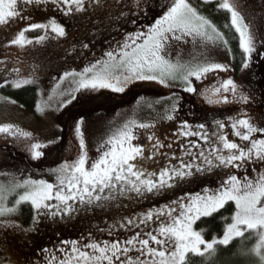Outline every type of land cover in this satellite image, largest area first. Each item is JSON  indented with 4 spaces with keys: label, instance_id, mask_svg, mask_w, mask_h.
<instances>
[{
    "label": "snow or ice",
    "instance_id": "obj_1",
    "mask_svg": "<svg viewBox=\"0 0 264 264\" xmlns=\"http://www.w3.org/2000/svg\"><path fill=\"white\" fill-rule=\"evenodd\" d=\"M208 3L209 0H204ZM148 0H0V29L12 32L4 47L25 49L32 44H41L51 39L67 35L64 24L55 16L45 22H32L30 9L52 5L64 17H76L85 14L93 27L99 30L111 26L122 18L133 19ZM240 0H217V10L230 14L229 24L225 27L234 29L238 36V47L242 55V73L252 66L254 56L264 60V36L254 31L251 22L242 14ZM20 21H27L26 26L14 28ZM42 30V35L30 38L31 31ZM200 42L207 48L209 44L223 48L232 54L229 41L224 32L196 7L190 0H169L159 15L145 30L124 34L123 40L117 42V50L104 53L106 59H97L85 66L80 72L65 71L57 78L54 92L61 84L69 81L67 90L59 91L65 97L59 107L64 108L77 100L75 93L98 92L110 90L124 93L135 81H155L164 87H171L170 82L179 80L183 91L198 94L207 105L227 106L225 111L233 114L224 119H214V131L209 134L204 123L193 126L187 120L181 121L177 136L199 137L207 148L196 141L180 143V155H169L162 149L171 150L173 144L162 140L154 131V122H141L130 118L112 129L96 148L95 158L89 155L86 143V121L83 116L74 122V137L78 142L74 159H65L57 167L48 171L55 177V183L45 179L12 177L7 183H0V226L19 228L10 217L15 216L22 205L32 209L35 223L41 216H70L77 208L75 204L101 206L100 202H109L119 197L129 199L165 198L169 193L183 190L202 177L219 175L217 187L205 186L199 192L185 191L183 195L168 200L158 207L149 208L134 217H125L120 227L151 223V231L138 230L132 236L120 240L92 241L83 249L78 242L64 241L72 245L70 253L59 264H190L191 257L204 258L205 264L219 255L221 249L231 248L237 240L241 244L232 252L233 257H251L256 264H264V76L256 83L262 84L260 99L257 102L255 89L251 87L252 79L238 82L228 73L227 64L214 59L211 52L200 53L187 62L179 59L173 61L169 49L173 42ZM87 49V43L82 45ZM179 55V54H177ZM3 63V61H0ZM6 74L3 84L19 89L36 82V67L26 76L21 68L13 66L3 69ZM9 75L15 78L10 79ZM209 81L208 86L199 88L194 81ZM70 97V98H69ZM53 95L48 96L45 106L39 102L35 105L37 112L43 113L45 107L51 106ZM179 97L163 98L155 103H167L163 120L177 119L180 108ZM5 101L15 104L14 100L4 97ZM148 107H152L149 104ZM141 130L147 132V145L140 142ZM0 134L21 141L24 150L32 161L45 156V149L56 145L60 137L38 139L33 132L21 128L18 124L0 122ZM194 149H200L194 151ZM166 163H159L165 160ZM155 165V167H154ZM255 165L256 172L252 178L248 174L239 175V169ZM12 206L8 198L18 190ZM107 192V195L104 193ZM134 194V195H133ZM54 202V203H53ZM232 202L235 210L225 223L222 234H212L206 238V229L197 230L194 225L202 218H211ZM22 231H27L21 229ZM253 233L256 243L250 248L243 244V238ZM111 234V233H110ZM90 250V251H89ZM43 251H47L44 249ZM63 251V249H61ZM137 255L133 257L131 253ZM55 257L48 262L54 264ZM0 264H5L0 258ZM7 264H12L11 260Z\"/></svg>",
    "mask_w": 264,
    "mask_h": 264
},
{
    "label": "rangeland",
    "instance_id": "obj_2",
    "mask_svg": "<svg viewBox=\"0 0 264 264\" xmlns=\"http://www.w3.org/2000/svg\"><path fill=\"white\" fill-rule=\"evenodd\" d=\"M163 9L164 7H160L156 10L155 13L153 12L148 15L144 14V16L148 18H146L144 23L142 22L143 27L138 28L140 24H137V26L134 27L135 30L133 29L132 32H135L137 30L146 31L147 26L153 23L159 15L163 14ZM30 11L31 15L37 14V16L39 17L40 15H45L41 18L42 22H45L48 18L53 16H55V18L58 20L59 15H62L52 5L41 6L39 9H30ZM31 19L36 18L31 17ZM19 27L22 26L19 24L14 28ZM2 31L5 32L3 33ZM11 34L12 32L8 29H0V48H5L4 45L7 43V38L11 37ZM123 37L124 35L116 40H113L112 38H110L108 31H101L100 29L93 31V33L90 34L89 37V40L91 41L90 48L85 49L82 47L83 44L90 41L81 38V40H79L76 45V48H79L81 51L77 54L78 56L76 55L73 60H70L71 63L67 64V70L59 69L61 65L58 66V63H51V66L49 68L37 67L35 75L40 74L37 77H40L39 79H41L42 81L51 77V75L55 74L56 76L55 78L53 77L54 79H49L48 81V84H50V87L48 86V93L45 92L46 88L48 87H44L42 90L40 89V95L42 97L44 94H48V96H54V99L51 101V106L45 107V111L43 113L37 112L38 119L36 120L35 118L34 120H32L16 105L8 103L4 100V97L2 98V96H0V122H10L18 124L21 128L33 132V134L38 139L44 140V133L46 132L45 130L50 128L51 115H53V113L56 111H61V108L58 105L60 101L65 98L60 96L58 93L61 90H67L69 88L70 80L63 82L61 84V88L56 92L53 91L59 75H63L65 71L80 72L85 66L89 65L90 63H94L97 59H106L104 53L110 50L116 51L117 42L122 41ZM187 39L189 42V38ZM44 47H46L45 50H48L47 46ZM219 48L221 49L220 46L218 47V50ZM33 51L36 53L39 52L37 47H33ZM69 52L70 51H65L62 56H58V61H64L65 56H68ZM202 52H211L213 58L217 59L219 62L223 60L222 54L216 52V47L211 44H209L207 48H204L199 42L191 45H182V42H179V44L177 45V42H174L173 47L169 49L170 58L173 61L179 59L181 62H187L191 60L193 56L199 57L200 53ZM21 55H25V53H22ZM19 60H22V57H16L15 61ZM20 64H23V61H21ZM43 70L46 72H44ZM26 73L28 74L29 71ZM224 74L225 73H220L219 76L224 77ZM193 81L194 85H196L198 89L208 86L210 83L214 82L212 80L200 82L195 81L194 79ZM104 91L88 92L91 96L96 95L99 97L98 103L101 106L96 107V110L97 112L100 111L103 113L99 116V122H97V120L95 119H92L90 121L89 119L85 118V131L86 134L90 133V136H95L96 133L101 134L105 130L110 131L130 118H135L140 121L143 118V115H145L143 114L144 108H150L147 104H154V101L152 99L142 100L141 102L137 101L135 95L133 97L129 94L128 91H126V93L128 94L127 97H124V93L115 94L109 92L112 96L111 100L108 106H104L106 105L104 104V102L107 101V95H105L104 97L101 96V94H104ZM83 92L85 93V91L75 93V95L77 96V100L73 101L72 103L74 107L75 105L80 103L78 102V95ZM116 97L121 98V101L113 99ZM198 99L201 100L199 95ZM45 102L41 101V105L45 106ZM184 104L186 105V107L180 106L178 113L176 114L177 119L173 121L162 119L160 121V124H156V128L154 129V131L162 140L171 142L173 144V148L171 150H161L167 152L169 155H171L172 152H175L176 155L179 156L180 143L183 142L185 145H187L188 141L190 140L196 141L202 146V148H207V145H205L204 142L199 139V137H183L176 135L181 121L187 120L188 123L193 126V130H196L195 125L204 123L206 125L207 131L209 132V134H211V132L215 130L213 127L214 119H224L226 116L233 114L232 111L205 113L203 112V110L199 109L200 107H197V109H195L196 107L192 108L190 105H187L186 102ZM67 106L68 105H66V107ZM105 108L106 113L104 112ZM154 108H156V106ZM78 110L79 108L76 111ZM85 111H88V108H86ZM89 111H93V109L90 107ZM144 111L145 113L147 112V110ZM70 112L71 110L68 113ZM74 112L75 111L73 110L71 113L73 114V118H75L76 120L79 119V112ZM159 112H161V110ZM90 113L91 116H93L92 112ZM149 115L150 112L147 114V116ZM152 118H156V116L152 115ZM58 130L59 128L56 129V131ZM141 133L142 135L140 137V142L147 145V132L141 130ZM22 145L23 143L21 141H16L13 138H9L3 134H0V183H7L10 179H12L13 176L20 179L27 177H31L33 179H45L49 182L55 183V177L48 171L50 168L54 167H48L41 171L32 168L33 170H29L28 172L27 168L22 167L19 164V162H27L29 159L25 154L26 152L24 148H22ZM21 148L24 152V155L20 153ZM199 150L200 149H194V151ZM45 158L48 157L45 156L42 159L37 160V162L41 163V161ZM166 162V159L159 160V163ZM253 167L257 166L249 165L247 168V173L243 168L235 171H237L241 176L248 174L250 177L255 178L256 172H253L251 170ZM257 170L259 171L260 168L257 167ZM220 179L221 177L219 175H208L206 177H202L190 185H184L183 190H176L174 194L169 193L165 198L152 197L151 199H129L128 197H119L114 201H102L100 202L101 206H97L96 203L92 205L75 204L74 207L77 208V211H74L70 216H41L35 223H33V220H31V222L27 226L23 225V223L19 222V220L10 217V219L14 220L15 223H17L20 227L14 229L10 227L5 228L0 226V258H4L5 264H7L8 260H11L12 264H48V262L52 260L53 257H55L54 264H59V261L70 253L72 247L70 243H63L64 241L71 242L75 240L78 242V247H80L81 249H83V246L86 243L92 241H124L138 230L151 231L155 227V225L150 223L147 228L141 225L139 229H137L135 226H132L131 228L120 227L119 225L121 223H125V220L123 218L134 217L137 214L145 212L149 208L158 207L160 204L167 203L170 199H175L177 196L183 195L185 191L195 193L201 191V189L205 186L215 188L217 187ZM104 195H107V192L104 193ZM233 206L235 210V205L233 204ZM228 222H230V220ZM21 229L27 231H22ZM44 249H47V251H43ZM61 249H63V251H61ZM131 255L135 257L137 253L133 251Z\"/></svg>",
    "mask_w": 264,
    "mask_h": 264
},
{
    "label": "trees",
    "instance_id": "obj_3",
    "mask_svg": "<svg viewBox=\"0 0 264 264\" xmlns=\"http://www.w3.org/2000/svg\"><path fill=\"white\" fill-rule=\"evenodd\" d=\"M169 3V0H148V3L146 5L142 4L141 10L139 11L138 15H135L133 19L136 20V23L133 24L131 22V19H121L119 21H115L110 27L104 26L100 28L101 31H108V34L110 38L113 40H116L120 38L122 35L132 32L134 27L138 26V28L143 27V23L145 22L146 18L145 15H148L150 13H155L157 9L160 7H164L166 4ZM190 3L194 7H196L203 15L208 17L216 26L220 29V31L224 32L226 38L229 41L228 47L231 48L232 54L229 55V53L223 48V46H220L221 49L216 47V52L219 54H222L223 60L221 62L227 64L230 68V71L228 73H225L224 76L231 75L234 79H236L238 82H240L242 79L247 82L248 79L253 80V84L251 85L252 88L255 89V95L257 96V102L259 101L260 93H261V87L262 84L256 83V81H259L262 76H264V60H261L260 57L254 56L252 66L249 70L242 73L241 70V63H242V55L238 47V36L235 33L234 29H231L230 27H225L226 24H229V18L230 14L225 10H217L216 3L217 0H209L208 3H205L204 0H190ZM241 3V11L242 14L247 18L248 21L251 22L252 28L254 31H258L260 36H264V0H240ZM45 15L37 16L31 15V17H34L36 19H31L34 22H42V17ZM58 21L66 27L67 35L62 38L57 39H51L44 41L41 44H32L29 46H26L25 49H18L14 46L12 47H5L0 48V61H3V63H0V84H3V77L6 75L3 71L5 67L11 68L13 66L20 67L22 74L27 75L26 72H31L33 67H41V68H49L51 63H58V66H60L59 69L67 70L68 63H71L70 60H73L75 56L80 53V49L76 48V45L81 38L85 40H89L90 34L93 33V31H96L97 29L93 27L92 22H90V19L85 14H79L76 17H64L63 15H59ZM143 22V23H142ZM28 22L27 21H21L18 22L14 27H17L19 24L23 27L26 26ZM137 28V27H136ZM135 30V29H134ZM3 33L5 31H2ZM42 30H35L29 32L27 35L30 38H34L37 35H42ZM121 35V36H120ZM90 41V40H89ZM182 45H191L194 44L192 42V38L189 37V42L184 43L183 41ZM174 43V42H173ZM200 43V42H199ZM89 45L88 49L90 48L91 41L87 43ZM179 43H177L178 45ZM47 46L48 50H45ZM33 47H37L39 52H34ZM42 48V49H41ZM212 49V48H211ZM65 51H70L68 56H65L64 61L57 59L58 56H62V54L65 53ZM261 52H264V48H260ZM22 53H25V55H21ZM189 54V53H188ZM226 54V55H225ZM224 55V56H223ZM78 56V55H77ZM16 57H22V60L15 61ZM15 59V60H14ZM23 61V64H20V62ZM30 68V69H28ZM37 70V69H36ZM44 71V70H43ZM46 72V71H44ZM42 74V73H41ZM40 75V74H38ZM38 75H35L36 82L34 84L25 85L22 88L15 89L12 88L10 85H5L3 87H0V96L8 97L9 100H14L16 103H10L12 105H16L18 108H20L23 112H25L29 118L34 120L38 119L37 111L35 110V105L39 102L41 104V101H47L48 100V94H44L43 97L40 95V89L42 90L44 87H48L50 84H48L49 79L52 80L56 76L51 75V77L44 79L43 81L39 79L40 77H37ZM60 76V75H59ZM54 77V78H53ZM10 79L15 78L14 75H9ZM194 79V78H193ZM46 82V83H43ZM171 87H164L163 85L158 84L155 81H135L134 83L130 84L126 91L129 92L131 96H136L137 101H142L146 99H152L154 101V104H152L151 108L145 107L143 110V118L140 120L141 122H154L155 124H160V121L162 120L161 117L164 115V110L166 107H169L171 104V100H168L167 103H155L158 100H162L163 98H171L174 95L178 96L180 106L186 107L184 104L185 102L187 105H190L192 108L200 107V110H203V112H226L225 108L227 106L219 105V106H212L207 105L203 102L202 97H200L201 100L198 99V94H189L183 91V85L179 80L171 81L170 82ZM42 87V88H40ZM50 87V86H49ZM48 88H46V91H48ZM104 91V90H100ZM106 91V93H105ZM104 94H101L102 97L107 95V101L104 102V106H108L110 100H111V92L110 90H105ZM124 92V97H127L128 94ZM48 93V92H47ZM113 93V92H111ZM116 94V93H115ZM117 94H123V93H117ZM186 95V96H184ZM41 97V98H40ZM78 103L77 105L69 104L67 107L61 108V111H56L51 115L50 119V128L46 129L44 133V138L52 139L55 137H60V140L56 145H52L49 148L45 149V156L48 158H45L40 162L32 161L29 158L26 162H19V164L22 167H25L29 170H33L34 168L38 171H41L48 167H57L60 163H62L65 159L71 160L74 159L77 152V145L78 142L75 140L73 129H74V122L75 118H73L72 111L79 112V116H83L86 119H89L90 121L92 119L97 120V122L100 121V115L103 114L102 112L98 111L97 108L101 106L98 103L99 97L96 95H89L88 92H83L78 95ZM259 98V99H258ZM113 99H117L121 101V98L116 97ZM197 101V102H195ZM144 105V104H142ZM149 105V104H147ZM156 106V108H154ZM90 107L93 109V111H89ZM79 108L78 111H76ZM88 108V111H85V109ZM71 110L70 113H68ZM106 108L104 109L105 112ZM161 110V112H159ZM74 112V113H75ZM92 115L91 116V113ZM150 112V115L147 116V114ZM197 112V111H196ZM106 113V112H105ZM90 115V116H87ZM152 115H155L156 118H152ZM96 117V118H95ZM59 128L58 131L56 129ZM111 131V130H110ZM109 130L103 131L101 134H95V136H90L91 134H86V143L89 150V155L93 158H95L96 155V148L99 145V143L102 141L103 138H106V136L110 132ZM24 148V145H22ZM21 148L20 153L24 155V152ZM21 155V156H22ZM44 156V157H45ZM22 160V159H20ZM33 168V169H32ZM23 189L18 190L17 193H13L8 198V205L12 206V204L15 202L17 195L22 192ZM234 211V206L231 202L225 205V207L220 210L217 214H214L211 218H202L200 221H198L194 227L197 230L200 229H206L205 236L206 238H210L212 234H222V229L224 227V223L226 222L224 218H229L227 222L230 220V216L232 212ZM33 217V211L30 208L29 205L24 204L21 206L20 211L13 216V219L19 220V222L23 223V225L27 226L31 222ZM256 243V237L255 234L249 233L243 238V244L245 247L250 248L253 244ZM241 244L240 240H237L231 248L224 250L221 249L219 252V255L212 261V264H256V261L254 258L251 257H233L232 252L237 248L238 245ZM190 264H205L204 258L200 257H191L190 258Z\"/></svg>",
    "mask_w": 264,
    "mask_h": 264
}]
</instances>
